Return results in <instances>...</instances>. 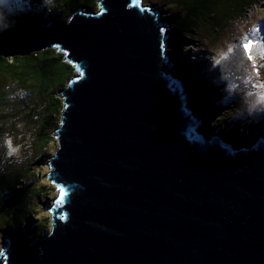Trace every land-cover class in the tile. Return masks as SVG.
Returning a JSON list of instances; mask_svg holds the SVG:
<instances>
[{
	"label": "water",
	"instance_id": "95a60500",
	"mask_svg": "<svg viewBox=\"0 0 264 264\" xmlns=\"http://www.w3.org/2000/svg\"><path fill=\"white\" fill-rule=\"evenodd\" d=\"M98 5L0 34V56L55 45L75 71L47 174L52 231L5 234L0 264H264V130L239 144L198 130V82L167 72L158 12Z\"/></svg>",
	"mask_w": 264,
	"mask_h": 264
},
{
	"label": "rangeland",
	"instance_id": "374dc122",
	"mask_svg": "<svg viewBox=\"0 0 264 264\" xmlns=\"http://www.w3.org/2000/svg\"><path fill=\"white\" fill-rule=\"evenodd\" d=\"M34 1L0 0V4H2V6L4 4L16 6L18 9L26 6L31 9L30 16L32 17L30 18L35 20L34 22L44 21V23L47 22L45 23L46 25L50 24V22H48L50 20L45 14V8L50 7V0H37V4L36 1ZM29 2L33 3V5H29ZM142 2L149 5L151 10L158 12L159 20L169 26L167 30L175 26L176 22L171 13L172 8L168 7V1L142 0ZM82 9L85 12H97L100 6L97 1L94 9L85 7ZM39 16H41L43 20H41ZM8 17H12V15ZM19 20L20 19L16 17V24H20ZM70 20L71 17H68L65 21ZM13 21L15 22V18ZM23 25L26 26L25 24ZM41 26L44 25H40L39 27ZM208 26V24L205 25V27ZM26 29L28 30V28ZM182 29L186 31L185 26H182ZM198 36V39L193 38L189 42L186 41V44L182 43L181 52L177 60L183 62L184 68H187V70H190L197 76H201L199 86H202L205 90L208 89V87L217 89V97L219 96V98H215L214 100L216 106H212L213 112L211 111L206 119H203L201 116L202 120L197 129L200 130L208 124L210 128H208V131L211 130V133H220L217 127L213 126V118L217 117L219 114L221 115L224 111H229L230 108H234V110L228 113V116L229 119L235 120L233 127L235 129L236 127H240V121H244L240 118L254 115L252 118L256 120L262 119L264 117V0L247 10L243 18L229 22L225 28L220 31L218 30L216 37L213 35L208 38L204 36L200 37L201 34H198ZM169 38L168 35L164 41L163 52L164 56L167 58V64L170 65L172 63L171 67L167 69V72L175 73L173 66L177 64V60L176 57L171 56L172 51L168 44ZM52 47L56 46L53 45ZM55 51H57V54L62 53V59L68 61L64 51L58 48H56ZM46 54L47 53H45V55ZM48 55L50 56L53 54ZM74 72L75 71H73V74L67 81L64 72L57 74L51 81L52 86L58 93L53 92L47 95L46 99L49 106L46 113L53 118H59L57 126L60 125L63 106L59 110V103L55 101V98L58 96L63 101L61 89L67 86L69 79L75 75ZM77 73H79V71H77ZM2 85L3 88L1 89L4 95L9 97V103L6 105L0 102V174L12 175L22 173L27 165H35L34 170L36 174L39 172L37 179H35L36 184L46 182L51 185L50 191L51 194H54L51 200H53L57 196V186L50 183L47 174L52 169L50 162L52 156L56 153H54V150L51 148H48L49 155L46 156L42 154L41 149L36 147L37 143L32 134V128L29 125L30 122L22 121V116L26 114L27 111L29 112L31 108L35 111V114L33 113L34 117L39 113L44 114V107L42 105L44 101L42 98L39 99L37 97L34 103V95L32 94L31 97H29V92L23 94L24 96H28L26 98H22L21 96L18 98L15 97L16 92L18 94L20 93L18 90L19 88L13 85L8 79L5 82L2 80L0 87ZM15 90L16 92L14 93ZM201 99L205 104L207 100L206 93L201 95ZM208 100L212 102L211 95H209ZM223 102L226 106H221ZM225 112L224 114H227ZM245 131L248 132L250 130ZM257 133L259 134V130L252 132L246 141L248 140L250 143H253L257 137ZM47 205H45V208L41 211L49 213L46 207ZM42 218L43 215L41 213L36 214V217H32V221L30 219L22 221L21 227L27 228V231L30 232V236H34L35 233H37L42 237L44 234L50 233L53 227V225H50L47 221V227L45 229L36 227V222ZM13 231V233H15L17 230L13 229ZM9 233L10 232L4 229V227L0 229V252L3 251V247L5 246L4 235Z\"/></svg>",
	"mask_w": 264,
	"mask_h": 264
},
{
	"label": "trees",
	"instance_id": "16d2710c",
	"mask_svg": "<svg viewBox=\"0 0 264 264\" xmlns=\"http://www.w3.org/2000/svg\"><path fill=\"white\" fill-rule=\"evenodd\" d=\"M34 1V0H30ZM36 4H37V0ZM34 1V2H35ZM98 0H50L49 8L45 11L46 17L55 23H60L71 17L73 11L77 8L94 9ZM168 1V7L172 8V15L175 26L169 30V48L172 51L171 56L179 58L181 52L182 43L186 44V41H190L193 38L200 37L208 38L211 35L217 36L218 30H222L225 26L232 21L239 18H243L246 11L254 7L257 3L263 0H166ZM0 34L4 33H25L29 29L35 27L36 22L30 17L31 9L24 6V8L18 9L16 6H10L0 4ZM29 5L33 3L29 2ZM10 14V15H9ZM12 17H8L11 16ZM38 16V15H37ZM16 17L19 18L20 24H16ZM12 18V19H11ZM15 18V22L13 21ZM41 20L43 18L39 16ZM22 22V23H21ZM28 23V24H27ZM22 24V25H21ZM25 24L26 26H24ZM208 24V27L205 25ZM182 26L186 27V31L182 29ZM188 27V29H187ZM28 28V30L26 29ZM190 44V43H187ZM188 46V45H187ZM189 47V46H188ZM56 47L44 49L42 51H35L27 55H17L4 57L0 56V84L7 79L16 85L19 89V94L14 91L15 97L24 96L25 92H29L30 96L33 94L34 103L36 98L43 99L44 114H37L33 116L35 111L31 108L29 112L22 116V121L30 122L29 125L32 128V134L35 137L37 146L41 149L42 154L48 156V148L57 150V139L55 130L59 118H53L46 112L48 111L49 103L46 99L47 95L56 92L51 84V81L57 74L62 72L66 75L67 79L73 74V65L62 59V53L55 51ZM45 53H47L45 55ZM53 54V55H48ZM180 60H177V64L173 66L175 74H181L186 79L192 77L198 82L199 92L198 97L194 98V102L199 106V110L202 111L201 116L203 119L210 114L213 110L212 106H216L214 100L219 98L217 89H204L199 86V80L201 76L193 74L187 68H184ZM65 81V82H66ZM3 85L0 87V102L2 104L9 103V97L4 95L2 91ZM58 93V92H56ZM207 95L206 103L204 104L201 95ZM209 95H211V101L209 102ZM56 102L59 103V110L63 106L62 100L56 96ZM189 103V101H188ZM225 103H221L224 106ZM226 106V105H225ZM220 107V106H219ZM234 108H230L229 111L224 112L217 117H214L213 126L217 127L219 132L227 137L234 135V138L239 143H249L246 139L255 130H264V117L259 120L250 117L240 118L244 121H240V127H234V119H229L228 113ZM213 112V111H212ZM46 115V116H45ZM60 115V114H59ZM33 116V117H32ZM212 124V123H211ZM261 127V128H260ZM209 128V125L203 127ZM210 129V128H209ZM214 130V129H212ZM250 130V131H245ZM239 136V137H238ZM35 165H27L22 173L3 175L0 174V229L4 227L8 232L13 233V229L21 227L22 221H27L32 217H36V214H42L43 218L36 222L35 226L40 229L47 227L46 221L52 224V217L49 213L43 212L45 205L52 203L51 200L54 194H51V188L49 184L41 183L36 184L37 179ZM28 226V225H27ZM34 236H41L35 233Z\"/></svg>",
	"mask_w": 264,
	"mask_h": 264
},
{
	"label": "clouds",
	"instance_id": "9594fccd",
	"mask_svg": "<svg viewBox=\"0 0 264 264\" xmlns=\"http://www.w3.org/2000/svg\"><path fill=\"white\" fill-rule=\"evenodd\" d=\"M48 7L45 8V11L47 12ZM161 21V20H160ZM164 23V22H163Z\"/></svg>",
	"mask_w": 264,
	"mask_h": 264
},
{
	"label": "bare ground",
	"instance_id": "6f19581e",
	"mask_svg": "<svg viewBox=\"0 0 264 264\" xmlns=\"http://www.w3.org/2000/svg\"><path fill=\"white\" fill-rule=\"evenodd\" d=\"M69 62V61H68ZM172 62V61H171ZM71 63V62H70Z\"/></svg>",
	"mask_w": 264,
	"mask_h": 264
}]
</instances>
